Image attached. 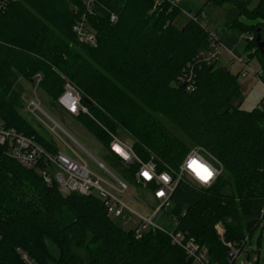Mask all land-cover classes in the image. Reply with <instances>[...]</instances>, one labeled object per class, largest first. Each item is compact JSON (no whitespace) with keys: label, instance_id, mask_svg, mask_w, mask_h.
<instances>
[{"label":"trees","instance_id":"trees-1","mask_svg":"<svg viewBox=\"0 0 264 264\" xmlns=\"http://www.w3.org/2000/svg\"><path fill=\"white\" fill-rule=\"evenodd\" d=\"M207 2L237 8L239 17L227 26L254 35L247 47L258 48L264 84L256 41L259 29L264 41V0ZM84 13V0L5 1L0 120L49 152L59 151L22 116L13 89L18 74L38 77V88L56 103L67 84L76 88L89 114L73 116L106 146V130L126 131L134 152L159 170L177 168L193 147L204 148L222 173L209 187L181 181L168 213L177 219L176 230L208 249L211 264H236L226 243L241 250L264 222V98L251 110L235 105L239 76L216 63L196 67V87L187 91L178 78L210 46V32L199 19L177 27L180 9L167 1L155 7L153 0H95L89 21L96 46L79 42L73 30ZM168 230L153 228L137 238L108 216L100 197L62 194L0 145V264H26L20 251L37 264H191Z\"/></svg>","mask_w":264,"mask_h":264},{"label":"built area","instance_id":"built-area-1","mask_svg":"<svg viewBox=\"0 0 264 264\" xmlns=\"http://www.w3.org/2000/svg\"><path fill=\"white\" fill-rule=\"evenodd\" d=\"M5 1H0V8ZM155 7L163 2H169L173 6L179 7L182 0H153ZM85 13L73 25V30L79 42L96 46L97 36L94 28L89 21V15L93 14L95 0H84ZM196 14H190V19H199ZM112 21L116 16L112 15ZM201 25L206 28V24ZM207 29V28H206ZM249 40H254V35H250ZM222 52V45L217 38L216 33H210V46L207 49L200 50L195 59L183 68L179 76V82L185 86L187 91H193L196 87V67L202 64L212 65L217 63L218 56ZM238 62L247 65L242 57L237 59ZM258 76L262 70L257 72ZM249 71L245 70L240 73L241 77H247ZM39 80V78L37 79ZM58 105L71 115L89 114L88 109L81 103L79 92L67 84L64 92L57 100ZM28 113L35 117L42 125H45L54 133L57 130L65 132L69 140L62 139L67 147V151L59 150L52 153L46 150L34 138L19 133L15 128L6 127L0 120V145L5 148L8 157L16 160L22 166L28 169H34L43 178L47 186L56 185L59 192L64 195L70 193H79L85 196L97 195L100 197L107 210L109 217L121 219L123 224L132 223L131 230L137 238L153 228H163L156 219L162 211L169 212L172 206V194L181 181H191L202 187L211 186L223 171L222 164L210 152L200 146L193 147L186 155L184 161L177 167H168L159 170L157 163L151 159L143 161L133 150V146L124 141L118 134L106 130L110 137L107 152L111 157L112 163L116 164L122 171H127L128 177L132 183L149 189L151 196L156 203L150 216L133 209L125 199L129 190L128 181L117 177L111 172L103 162L98 161L92 156L73 136L65 131L62 126L55 121L50 115L45 113L40 102L31 100L27 105ZM47 120L53 122L50 127ZM58 135V134H57ZM89 155L101 168L106 176H102L93 171L83 155L78 152L73 143ZM57 145V143H56ZM132 166L137 168L130 171ZM111 177L113 179L110 180ZM174 228L168 230V234L174 244L181 246L191 264H211L208 249L199 245L192 237H188L184 232L176 230L175 224L177 219L172 217ZM216 230L221 240L224 241L225 229L222 223L216 225ZM246 240L243 241L245 245ZM230 248V261L236 260L239 249L236 244L226 243ZM26 264H37L28 254L20 251Z\"/></svg>","mask_w":264,"mask_h":264},{"label":"rangeland","instance_id":"rangeland-1","mask_svg":"<svg viewBox=\"0 0 264 264\" xmlns=\"http://www.w3.org/2000/svg\"><path fill=\"white\" fill-rule=\"evenodd\" d=\"M257 2V0H255ZM180 13L175 20V25L183 27L190 19V14L202 12L200 20L206 24L207 30L216 33L219 42L222 45V52L218 56L216 66L225 67L230 72L239 76L238 80L242 87L241 95L234 99V104L239 105L245 110L254 108L262 98H264V84L260 81L257 72L262 69V63L257 53V47L252 45L247 47L250 33L241 31L238 28L229 29L227 24H231L238 18V10L232 4L215 5L207 0H182L179 4ZM246 21L245 19H243ZM242 57L247 65L238 62ZM249 71L247 77H241L240 73ZM38 79V77H37ZM38 80L29 81L16 74V80L13 83L14 92L19 95L20 112L47 140H53L57 143L59 150L67 151V147L62 139L69 140L68 135L62 130H57L58 135L45 125H42L35 117L28 113L27 105L31 100L40 102L45 113L57 121L62 128L73 136L92 156L98 161L103 162L105 166L117 177L128 181L129 190L125 195L128 204L143 215L150 216L156 203L151 196L149 189L135 185L128 177L127 171H122L116 164L112 163L111 157L107 152L105 143L99 140L90 130L73 115L68 114L54 100L38 88ZM47 124L52 127V121L47 120ZM121 137L127 143L133 145V140L124 130L118 131ZM62 138V139H61ZM73 143V142H72ZM75 149L80 152L88 162L90 168L97 174L106 176L105 172L99 168L97 163L79 146L73 143ZM135 168V166H132ZM110 180L113 181L111 177ZM113 220L122 228L129 230L132 223L123 224L121 219L113 217ZM156 221L168 229L174 228V223L170 213L162 211ZM236 264H264V222L255 231L245 246L239 251L236 258Z\"/></svg>","mask_w":264,"mask_h":264},{"label":"water","instance_id":"water-1","mask_svg":"<svg viewBox=\"0 0 264 264\" xmlns=\"http://www.w3.org/2000/svg\"><path fill=\"white\" fill-rule=\"evenodd\" d=\"M259 32H260V29L258 30L256 41H257L258 47L260 48L261 53L264 55V41L262 40L261 34Z\"/></svg>","mask_w":264,"mask_h":264}]
</instances>
